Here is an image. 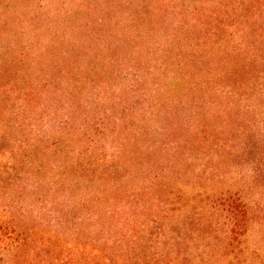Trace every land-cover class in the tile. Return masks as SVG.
<instances>
[{
	"label": "trees",
	"instance_id": "16d2710c",
	"mask_svg": "<svg viewBox=\"0 0 264 264\" xmlns=\"http://www.w3.org/2000/svg\"><path fill=\"white\" fill-rule=\"evenodd\" d=\"M256 228L264 0H0V264H264Z\"/></svg>",
	"mask_w": 264,
	"mask_h": 264
},
{
	"label": "rangeland",
	"instance_id": "374dc122",
	"mask_svg": "<svg viewBox=\"0 0 264 264\" xmlns=\"http://www.w3.org/2000/svg\"><path fill=\"white\" fill-rule=\"evenodd\" d=\"M256 230H257V232H255V233H253V236H254V238L256 239V241L257 242H260L263 246H264V241H261L260 240V238H261V234L259 233V231H260V229H257L256 228ZM255 242V241H254ZM256 257H258V260H262V262H264V247L262 248V250L261 251H259V253L257 254V256ZM252 260H254V258H251ZM250 259V260H251ZM250 260L248 259V260H246L247 261V263L248 262H250ZM244 261V260H243ZM249 264V263H248Z\"/></svg>",
	"mask_w": 264,
	"mask_h": 264
}]
</instances>
